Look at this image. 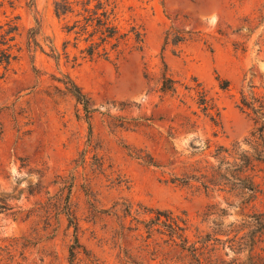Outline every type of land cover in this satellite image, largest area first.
<instances>
[{
    "label": "rangeland",
    "instance_id": "1",
    "mask_svg": "<svg viewBox=\"0 0 264 264\" xmlns=\"http://www.w3.org/2000/svg\"><path fill=\"white\" fill-rule=\"evenodd\" d=\"M113 1L125 37L88 56L54 0H0V264H264V169L245 173L254 191L207 183L218 147L249 152L238 104L264 100V0Z\"/></svg>",
    "mask_w": 264,
    "mask_h": 264
},
{
    "label": "trees",
    "instance_id": "2",
    "mask_svg": "<svg viewBox=\"0 0 264 264\" xmlns=\"http://www.w3.org/2000/svg\"><path fill=\"white\" fill-rule=\"evenodd\" d=\"M27 8H34V0H25ZM53 14L56 18H65L71 15L74 20L70 26H66V33L72 32L75 37H82V41L87 46L80 52H84L88 56L92 54H107L105 48L108 45L109 50L115 51L124 35L118 34L116 27L113 25L115 19V4L113 0H54ZM37 25V23H36ZM14 28H8L6 35L11 33ZM37 30H31V42L35 44L33 38ZM29 37V38H30ZM11 40V39H8ZM139 41V40H138ZM4 39L0 41V45H4ZM50 52H54V48L50 47ZM13 58L5 49H0V67L6 68ZM174 82L168 78L161 83L162 91L174 93ZM76 102L81 104L82 108L87 112L88 104L80 90L70 83V89L65 88ZM199 104L203 106V112L209 116V120L218 125L219 116L216 110L213 113V104L211 99H207L205 93H199ZM238 107L241 111H248L251 115L253 129L249 133L248 139L244 140V144L249 148V152H237L233 146L230 151L222 147H218L214 158L217 160L216 169H211L208 184H213L216 179L228 177V182L238 185L239 188L254 191L257 184L253 182V176L245 175L247 171H253L256 167L264 169V100L254 97L246 98L240 95ZM231 158V162H224L226 158ZM224 166V169L221 167ZM222 171L220 175L219 172ZM225 180V181H226ZM164 215L168 224L166 229L168 237L172 241L177 239L181 244H186L183 236L185 230L184 220L172 217L170 213L156 212L155 221ZM70 220V219H69ZM76 242V239H74ZM184 247V245H182ZM194 251V250H192ZM194 253V252H193ZM73 251H69L68 263H72ZM9 260L11 258L9 257ZM1 261V260H0Z\"/></svg>",
    "mask_w": 264,
    "mask_h": 264
}]
</instances>
